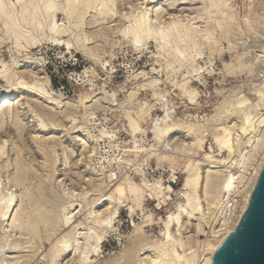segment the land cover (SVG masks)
<instances>
[{
    "label": "rangeland",
    "instance_id": "1",
    "mask_svg": "<svg viewBox=\"0 0 264 264\" xmlns=\"http://www.w3.org/2000/svg\"><path fill=\"white\" fill-rule=\"evenodd\" d=\"M117 1L119 3V0ZM201 2L203 0H156L152 5H147L145 0H120L116 10V12L118 11L116 13L117 16L97 17L93 15V11H90L84 18V25H82L81 31L87 38L89 37V39L84 38L83 42L86 41L84 45H86L89 52L92 50L90 53L94 56L96 55L98 61H94L76 50L74 47L75 39L69 33L60 35L62 43L55 45L51 40L48 23L43 20L44 24L40 21L41 27L38 29L30 24L21 25L22 32H27V36L35 44L31 45L20 41V46L22 47L17 48L13 37L6 30L4 32L3 29L5 27L0 20V61L9 70V76H12L11 83L16 78L21 77V72L27 73L28 75H25L28 77L32 75H34L32 77L36 78L44 76L49 81L50 91L52 93L55 92V94L60 95L64 99L61 102L62 104L68 103L67 106L64 104L62 108L46 105V101L37 97L33 92L20 91L13 96L11 114L6 117L0 116V144H4L3 151L5 152L3 158L0 157V193H3L2 195L7 194L10 197L13 196L14 203L18 207L23 203L20 208L22 207L25 211H30L29 209L31 207L34 208L32 205L35 204L34 206H37V216L33 213L35 217L42 214V212L38 214V211L44 207L50 208L49 210L52 209V211L54 209L53 213L55 214L56 212L57 215L55 214V216L59 219L58 223L64 215L74 210L72 215L75 216L71 219V223H79L80 227L91 229L92 235L102 237V242L99 243L100 254L96 255L90 251L88 254L89 263L86 264H148V258L155 254L153 246L164 239L163 226L167 216L175 212L177 204L183 202L179 192L185 176V167L189 158L195 157V154H188L180 149L181 146H187L191 140L183 132L175 133L171 139L173 141L170 140L163 145L164 150L162 149L163 146L160 149L154 148L155 142L149 132L151 125H156L159 119L167 123L179 124L186 121L187 123L198 125L199 128L201 127V133L200 135L198 134V137L199 141L201 140L203 152L218 154L219 151L212 135L214 127L216 128L222 120L223 114H220L219 105L228 96L237 94V90H239L240 94H247L246 91L249 85L255 82L256 71L253 70L252 73H249L245 67L248 64V57L250 61H257L255 57H260L257 62H262L261 65L262 67L264 66V60L261 58L264 57V41L261 39L263 47L260 42H258L259 45L256 44L260 39H252L254 36H251V32L246 27V22H253L258 25L264 22V0H229L228 13L233 16V20L230 23L236 25L238 32L243 36L244 41L246 40L245 45L242 42L239 43L241 46L239 44L232 45L231 49L227 45L224 34L215 24L218 19L221 20V13L202 14L199 12L201 9L199 7L202 6ZM6 5L8 6V11L10 10L11 12L10 16L16 19L20 13V5L16 0H7ZM13 8L15 11L12 13ZM145 8L148 10L147 13L150 15L152 22L167 23L170 21L168 19L172 18H179V20L182 19L183 21L193 18L194 25L198 29L200 28V32L204 30L210 31L212 34L211 40L205 42V40L202 41L196 38V54L192 53V57H186L187 60L182 65H179L176 60L174 61L175 58L172 57L175 50L174 40L165 46L163 50L153 41L147 42L144 47L136 50L131 44V38L124 33L128 27V21L122 17L124 14L130 13L136 15ZM150 10H152V13H149ZM155 11L157 12L154 13ZM24 15L29 17V13ZM19 16L15 20L16 22L20 20L21 13ZM61 17L56 16V25H61V28L66 27L65 30L69 32L70 29L74 32L72 24L66 20L61 21ZM93 21L99 23L94 24ZM41 30L45 37L42 35ZM81 31L79 32L81 33ZM88 40L91 42L89 41L90 43L87 45ZM66 41H69L74 46L70 45L67 48L64 44ZM238 45L239 47H237ZM252 45H256V51ZM257 45L261 46L262 49L258 50L259 47ZM182 47L183 45L179 46V48ZM18 49L20 50L18 51ZM257 53L259 54L257 55ZM252 63L254 64V62ZM11 64L16 66L13 65L15 67H12ZM159 64L162 65L160 66ZM243 65L244 67H242ZM226 66L229 67L227 68ZM230 68L231 70H229ZM260 68L257 64L256 70H261V74L264 75V67ZM13 74H15V77ZM28 77L24 78V80L31 83L32 79ZM154 81L157 84L153 85L152 82ZM3 82L0 74V90L5 87V82ZM184 83L188 91H194L195 97L189 98L184 90L180 89L179 85ZM131 91L136 94L133 93L131 95ZM103 93H108L109 95H106L112 96L114 100L111 98L110 102H105L100 99ZM85 94L93 98L91 99L93 103L95 99L99 101V104L95 105L91 102L86 105V109L74 110L71 107L73 102L80 95ZM17 101L20 103H16ZM142 110L147 112L146 115L148 117L146 116L140 120L137 115ZM70 116L76 118L75 124L68 119ZM129 118L137 123V133L132 132L130 126H128ZM38 119H42L45 122V127L41 128L39 126ZM76 126L85 128V132L90 136V144L96 147V155L88 158L90 160L83 159L89 154L88 147L81 146L74 139V133L77 131ZM99 131L104 134H100L101 132ZM34 139L39 140L34 142ZM100 139L103 141L102 143L99 141ZM39 143L42 144L41 147ZM167 144L169 147L166 146ZM39 148L43 149L42 153L44 152L45 156L42 155L40 150L37 151ZM48 148L52 150H46ZM167 148L168 150H165ZM122 150L128 151V153L124 154L116 162L109 161V159L117 156L116 152L121 153ZM137 150L144 151L143 153H153L156 150V153L169 154L171 156L169 161L160 164H157L153 158L147 162H141L140 158L133 157ZM51 154L54 156H50ZM49 156V161H52L51 167L50 162H46L48 160L46 157ZM223 156H225V153L219 154L218 158ZM15 160L21 161L20 164L14 162ZM47 164L49 166H46ZM5 165L6 167L4 168ZM22 165H24V168L21 167ZM110 171L115 173V180L112 183H109L107 179ZM13 174L14 176L17 174H20L19 176L22 175L21 183L23 185L21 183L18 186L13 184ZM122 175L130 177L142 189L144 198L141 208L134 207L133 211L130 212L128 207L132 204L126 202L119 206L120 209L118 208L117 215L109 220L110 223L107 226L103 227L86 221L88 213L101 211L105 208L104 203L100 204L99 201L109 192L111 185L123 177ZM39 181L43 183L40 185ZM35 186L39 192L34 189ZM38 186L40 187L38 188ZM58 187L60 188L58 189ZM103 187H107V189L104 190ZM26 190L29 192H26ZM40 190H42V193H40ZM31 192H34L33 197ZM36 192H38V195H36ZM25 193L27 195L31 194L29 195V200L32 201V198L37 200L32 201V204H30V201L26 202L28 196L25 198ZM39 193L44 196L41 197ZM70 193L78 196L72 197ZM38 196L40 198L45 197V201ZM52 196L57 199H55L56 202L51 201L53 200L50 198ZM35 201L42 205L39 204V206ZM226 202L230 203L231 199ZM49 203H53V207H51L52 204L48 205ZM78 205L79 208L77 207ZM45 208L42 210L43 213L48 211ZM62 208L64 210L59 212ZM219 210V213H215H218L220 217H228L225 214L224 206ZM214 215L212 217H214V224H216V218L219 219V217L216 215L215 218ZM107 216L105 215V218ZM38 219V225L41 224V227H37L36 237L31 236L29 237L30 239L19 235L18 232L8 231L5 228V231H8L7 234L9 233L8 235L12 238H10L11 241L17 240L19 237L28 240L27 245H24L26 248L23 246V249L18 254L19 256L6 251L4 252L5 257L10 258V256L13 257L15 255L21 257L23 259L20 260L24 261L22 264H49V262L52 264L51 256H54L52 251L55 250L56 241L67 234L70 223L66 226L67 228L63 226L54 227L50 224L47 227L40 221V218ZM211 219L210 222L212 221L211 223L213 224ZM182 222L184 228L181 231V236H176L175 227H172V234L183 245L182 252L185 253L195 248L196 232L193 220L191 221L193 223L191 226L184 224L187 222L185 217H182ZM211 223L209 224L213 228L214 224L212 225ZM6 224L7 222L3 226H6ZM210 225L206 226L207 232H210ZM82 229L78 231V234L82 235L84 233ZM81 235L78 236L81 238ZM1 238L2 232L0 230V242ZM197 238L202 240L203 236L198 235ZM26 239L23 240L26 241ZM182 252L177 250L179 255ZM201 252V250H199V253L197 252L200 256L197 255L198 261L202 260L203 253ZM72 253L62 254L61 259L58 258V261L56 260L55 262H58V264H66L68 262L77 264V260L72 261Z\"/></svg>",
    "mask_w": 264,
    "mask_h": 264
},
{
    "label": "bare ground",
    "instance_id": "2",
    "mask_svg": "<svg viewBox=\"0 0 264 264\" xmlns=\"http://www.w3.org/2000/svg\"><path fill=\"white\" fill-rule=\"evenodd\" d=\"M6 1L0 0V20L2 21V23L5 27L3 29L4 32L6 30V32L9 33L11 37H13V39L15 40L14 43H15L17 48L22 47V46H20V41H24V42H26V44H31V45L35 44L31 38L29 39V37L27 36L28 35L27 32H22L21 25H24V24L29 25L30 24L35 28L37 27V29H38L39 27H41V22H42V24H44L43 21L44 22L47 21L48 29L51 33V40L53 41V43L55 45H60L62 43L61 37H59L60 35H62L63 33H66V34L69 33L75 39L74 40L75 46L73 45L75 47V49L80 51L83 55L91 58L94 61H98L97 56L92 55L90 53L92 50H90V52H89L86 45H84L86 41L83 42L84 38H87L85 36V34H82V31H81L82 25H84V18H85V16H87V14L90 11H93V15H96L97 17L101 16L103 18L107 15H110V16L116 15V13L118 12V11L116 12L117 7L120 4V0H119V3L117 0H59V1H57V0H16V2L20 5V13H21V18H19L20 20H18V22H16L15 20L18 17H20L19 16L20 13L18 14V17H16V19L12 18V16H10L11 12H10V10L8 11V8H7L8 7L7 5H9L10 2L8 1L9 4L7 3V5H6ZM155 1L156 0H145L147 5H152L153 3H155ZM228 2H229V0H203V2H201L202 6L199 7V8H201L199 10V12H201L202 14L203 13L207 14V15H210L213 13H221V15H222L221 20L218 19L215 22V24H216V27L220 31H222V33L224 34L227 45H229V48L231 49L232 45H236V44H239L242 42H244L243 45H245L246 40L244 41L243 36L238 32L236 25L230 23L233 20V16L228 13V10H229ZM13 9H12V13L15 11V9L14 10ZM147 11L148 10H146V8H145V9H142L141 11H139L136 15H134L133 13H130V12H129L130 14H124V15L121 14V15H123L122 18L123 19L125 18L124 20L128 21V27H127V29H125L124 33H125V35H127L131 38V44L133 45V47L136 50H139L141 47H144V45L147 42H151V41L158 44L160 49L163 50V48L165 46H167L172 40H174L175 50L173 52L174 56H172V57L175 58L174 61L176 60V62H178L179 65H182L184 62H186V60H187L186 57H192V55H191L192 53L196 54V45H197L196 38H199L202 41L205 40V42L211 40L212 34L210 33V31L204 30V31L200 32V30H199L200 28L198 29L197 26L195 27L193 18L190 20L186 19L185 21H183L182 19L179 20V18L176 17L177 19H174V18L168 19V21L169 20L170 21L167 23L166 22H158V21L152 22L150 20V15H148ZM150 12L152 13V10H150L149 13ZM156 12L157 11H155L154 13H156ZM159 12H160V10H159ZM25 13H29V17H26L24 15ZM56 16H62L61 21L66 20V21L70 22L73 26L72 29L74 30V32L71 31V29H70V32L68 30H65L66 27L61 28L60 27L61 25L60 26L58 24L56 25V22H55ZM93 18L96 19L95 17H93ZM103 18H101V19H103ZM183 19H184V17H183ZM1 21H0V24H1ZM66 21H64V22H66ZM165 21H167V20H165ZM93 23L95 24L97 22L93 21ZM90 26H91V24H90ZM246 27H247V30H249L251 32L250 33L251 36L252 37L254 36V38H252V39H254V40L263 39V41H264V22L262 24H259V25L255 24L253 22H246ZM32 29H34V28H32ZM32 31H34V30H32ZM79 31H81V33ZM41 32H42V30H41ZM37 35H39V34H37ZM42 35L44 36L43 32H42ZM87 39H89V37ZM260 40L257 41V43L256 42L255 43L258 44V42H260V43L263 42L262 40L261 41ZM89 41L90 40H88L87 45L91 42V41L90 42ZM64 44L67 46V48H69L71 45V43L69 41L64 42ZM263 44H264V42H263ZM31 45H30V47H31ZM180 45H183V47L179 48ZM189 45H192V46H189ZM239 45L241 46V44H239ZM239 45L237 47H239ZM258 45H257V47H259L258 50L262 49L261 46H258ZM261 45H262V43H261ZM255 46H253V47L255 48ZM262 47H263V45H262ZM20 49H18V51ZM256 49L257 48H255V51H256ZM263 50H264V47H263ZM201 52L203 53V51H201ZM242 53H244V52H242ZM245 53H247V52H245ZM260 53H261V51H260ZM258 54L259 53H257V55ZM196 57H197V55H196ZM258 58L260 60V57H258ZM258 58L255 57V59L257 61H259ZM261 58H263V60H264V57H261ZM248 59H249V57H248ZM248 59H247L248 64L245 67L249 73H252L253 70L256 71L255 72V77H256L255 82L249 85V87L246 91L247 94H240L239 90H237L238 91L237 94H232L231 96H228L219 105L220 106V108H219L220 114H223L222 120H221L220 124H218L216 126V128L214 127V130H213L214 133L212 132L214 143L217 146L218 151H219L218 154H212V153L209 154V153H205V151L203 152V149L201 146V140L199 141V137H198V134L200 135V133H201V129H200L201 127L199 128L198 125H195L193 123H187L185 121V122H180L179 124H175V123H167V122L163 121L162 119L161 120L159 119L158 123L156 125L155 124L151 125V127L149 129V132L152 135V139L155 142L154 148L156 147V149H160L161 146H163L165 143H168V141H170L172 139V137L175 133H177V132L182 133L183 132L184 135L186 133L187 136H189L191 140L187 144V146H184V147L179 146V147H180V149L187 152L188 154H195V157L189 158L186 156L187 158H189V160L187 161V165L185 167V176H184L183 183H182V186H181V189L179 192L182 199H183V202L177 204L175 212L170 213L167 216L166 221L164 222V226H163L164 227V231H163L164 239L161 242L158 241L153 246V248H155V254L151 255V257L148 258V260H147L148 264H212L211 254L220 245V243L222 242V240L224 239V237L226 235L234 232V230H235V228H236V226L240 220L241 215L243 214L244 210L247 207V204H248L250 195L252 193V190L256 184V181L259 177V174L261 173V171L264 167V75L261 74V72H260L261 70L260 71L256 70V65L258 64V66L261 67L260 69H262L264 66L262 67V65H261L262 62L258 63L257 61H250V59L249 60ZM166 60H165V62H166ZM167 61H169V60H167ZM252 62H254V64ZM173 64H174V62H173ZM11 65H12V67L16 66L15 64H11ZM13 65H15V66H13ZM0 67H1L0 74H1V77L3 78V81L5 82V84H4L5 87H3L0 90V113H1L0 116L6 117V116H9L11 114L12 108H13V104L11 102L14 100L13 96H15L20 91L29 92V93L33 92V94H35L37 97L41 98L42 100L44 99L46 101V105L48 104L50 106H56V108H62L64 104L66 106L68 105V103H66V102L64 104L61 103L64 99H62L60 95L55 94V92L52 93L50 91L49 81L46 77L42 76V77L36 78V77H32V76H34V75H32V76H29L30 79H32V82L28 83L27 81L24 80V78L28 77L25 75L27 73L21 72V77L16 78L14 80V82L11 83L12 82V76H9V70L5 67V65L1 61H0ZM166 67H167V65H166ZM226 67L228 68L229 66H226ZM242 67H244V65ZM160 68H162V67H160ZM229 70H231V68ZM243 70H244V68H243ZM226 71L229 72L228 70H226ZM227 72H226V74H227ZM191 74H194V73H191ZM263 74H264V72H263ZM13 76L15 77V74H13ZM152 83H153V85H155V83L157 84V82H155V81ZM179 86H180V89L182 88L184 90V92L189 96V98L195 97L194 91H188L186 86H185V83L182 85H179ZM137 87H139V86H137ZM112 93H110V94L112 95ZM133 93L131 91L130 94L132 95ZM106 94H108V93H103V95L100 99H103L105 102H110L111 98L113 99V97L107 96ZM134 94H136V93H134ZM129 98H130V96H129ZM91 99H93V98L90 96H87L86 94L80 95L77 98V100L75 102H73L71 107L74 110L86 109L87 104H89L91 102L93 103V101H91ZM39 101H40V99H39ZM113 102H115V101H113ZM16 103H20V102L17 101ZM93 104H95V105L99 104V101L94 99ZM88 107H90V106H88ZM139 112H138L139 115H137V118H139L140 120L145 118L146 116L148 117V115H146L147 114L146 111L144 112L142 110ZM34 116H37V115H34ZM35 119H37V118H35ZM68 119L73 124L76 123V118L74 116H70ZM38 120H39V126L41 128L45 127V124H44L45 122L42 119H38ZM216 121H218V120H216ZM154 123H156V122L154 121ZM128 126H130V129L132 132H136V130L138 129L137 123L135 121H133L131 118H129V125ZM75 128L77 130L74 133L75 134V137H74L75 141L78 144H80L81 146L84 145V147H88V149H89V151H88L89 154L87 153L88 156H86L84 158L82 157V158L85 160V159H88V158L95 156L96 152H97L96 147H94L92 144H90L91 143L90 136L85 132V128H83V126H78V127L76 126ZM203 128H205V127H203ZM102 131H99V132H101L100 134H104V133H102ZM142 134H143V132H142ZM35 140L36 139H34V142H36V141L38 142L39 139L36 141ZM171 141H173V140H171ZM40 143H42V142H40ZM40 143H39V145L41 147L42 144H40ZM170 143H173V142H170ZM43 144H44V142H43ZM3 145H4L3 143L0 144V157H2V158H3V155L5 154V152L3 151V149H4ZM36 146H38V145H36ZM43 146H45V145H43ZM166 146H168V144ZM163 148H164V146L162 147V149ZM151 149H153V148H151ZM170 149H171V147H170ZM38 150H40L42 153L43 149L39 148V149H37V151ZM46 150L50 151L52 149L48 148ZM165 150H168V148ZM18 152L20 153V151H18ZM133 152H135V151H133ZM143 152L140 150L139 151L137 150L133 154V157L140 158L141 162H147L153 158L157 164H160V163H164L166 161H169L170 156H171L169 154L156 153V150L153 153H149V152L143 153ZM43 153H42V155L45 156V154H43ZM51 153H53V152H51ZM222 153H225V156L218 158L219 154H222ZM53 154H51L50 156H52ZM50 156L46 157V158H48V160H46L47 163L50 162L49 161ZM15 157H16V155H15ZM18 157H20V156H18ZM17 159H19V158H17ZM16 160L14 162H16V163L18 162V164H20V162H21V161L19 162L20 159L18 161H16ZM80 160H82V159H80ZM88 160H90V159H88ZM43 161H45V160H43ZM46 162H45V164H46ZM51 162L49 163L50 167L52 164ZM55 164H56V162H55ZM23 166L24 165H22L21 167H23ZM46 166H49V165L47 164ZM53 166H54V164H53ZM5 167H6V165L4 166V168ZM17 168H18V166H17ZM19 168H20V166H19ZM26 168H28V167H26ZM23 173H25V172H23ZM52 173H53V171H52ZM15 174H16V172H15ZM20 174H21V172H20ZM19 175L17 174L16 176H14V174H13L14 178L12 179V181H13V184H16V186H18V184L21 183V181H22V175L21 176H19ZM50 175H51V173H50ZM107 179H108L109 183L114 182L115 173L110 171V173H108V175H107ZM26 180H27V178H26ZM39 182H38V184H39ZM41 183H43V182H40V185H41ZM21 184L23 185V183H21ZM62 185H64V184H62ZM62 185H61V187H62ZM19 186H21V185H19ZM39 187L40 186H38V188ZM107 187H103V189L106 190ZM59 188L60 187H58V189ZM34 189H36L38 191L36 186ZM2 190H4V189H2ZM27 191L28 190H26V192ZM32 191H34V190H32ZM40 191H41L40 193H42V190H40ZM38 192H36V195H38L37 194ZM33 193H32V195L29 193L28 194L33 197ZM40 193H39V195H40ZM2 194L3 193H0V224L2 226L0 228V230L2 232V238H1V242H0V264H22L24 262V261L20 260L23 258L17 257V256H19L18 254L23 249V246L27 245V243H28L27 239L29 237H31V236L33 237L37 234V227L41 225V224L38 225L39 224L38 218H40V221L43 224H45V226L47 225V227H49V224H50L54 227L63 226L65 228H67L66 226L69 225V223H70V227H68L67 234L63 235V237L60 240L58 238V241H56L57 244L55 242L56 247H54L55 250L52 251V252H54V254H53L54 256L53 257L51 256L52 264H55V263L58 264V262H55V261L56 260L58 261V258H60L62 254L67 253V252H71V253L73 252L72 253V256H73L72 261L77 260V264L89 263V259H88L89 255L88 254L90 253V251L95 253L96 255L100 254L99 243L102 242V237L101 236H94V234L92 235L91 229H89L87 227H83V226L80 227L79 223L78 224H73L74 222L71 223V219H73V217L75 216V215H72L74 210L69 212L70 214L67 212L68 214L64 215L62 220H60L58 223L59 219H57L58 217L56 218V216H55L56 212H55V214L53 213L54 209L52 211V209L49 210L50 208L44 207L46 210L51 211L52 213L48 212V211H46V212L44 211V213H43V211H42L44 209L43 208L42 210L38 211V214H39V212H42V214L39 215L38 217H35L33 214V213H35V215H36V213H37V208H36L37 206L35 207L34 206L35 204L32 206L36 209L29 206L32 209L31 208L29 209L27 207L30 211H27V210L25 211V209H23L22 207L20 208V206H22V204H23L22 202H21L22 204L18 207L14 203V199L12 198L13 197L12 195H11L12 197H10V196H7V194L6 195H2ZM25 194H26L25 198L28 196L26 202L30 201V204H32L33 203L32 201L37 200V199L33 200V198H32V201H31L28 199L29 195H27V193H25ZM46 194H48V193H46ZM51 194H49V195H51ZM31 196H30V198H31ZM43 196H41V197H43ZM70 196L76 197L78 195L70 193ZM46 197H48V196L46 195ZM53 197L54 196L50 197L53 199L51 201L56 202L55 201L56 198L54 199ZM103 197H104V199H103ZM103 197L101 198V200L99 202H100V204L104 203L105 208L101 211H92V212L88 213V215L86 216L87 217L86 221H89L91 224L92 223L97 224L100 227L107 226L110 223L109 220L114 218L117 215L118 208L120 205L122 206L126 202H130L132 205L128 207L129 208L128 210L130 212H132L134 207L135 208H141V206L143 204V198H144L142 189L128 176H123L119 181H117L116 183H113L111 185L109 192L107 194H105ZM48 198H46V199H48ZM225 198L228 201L231 199V202L230 203L226 202L227 200ZM40 199H43L45 201V197L40 198ZM48 200H46V201H48ZM35 203L38 205L41 204L39 202L37 203L36 201H35ZM24 204H28V203H24ZM51 204H52L51 207H53L54 204L53 203H51ZM51 204L49 203L48 205H51ZM25 206H27V205H25ZM223 206L225 207V214L228 215L227 218L225 216L220 217L218 215V213L220 211L219 209L222 208ZM66 207H65V209H66ZM77 207L79 208V205ZM63 210H64V208H62V210H60L59 212H61ZM215 212H218V213L216 214ZM214 214L218 215L219 219L216 218V215H214ZM105 215H108V216L105 218ZM213 215L216 218V224H214L215 219L213 220V218H214V217H212ZM210 216L212 217V219ZM182 217H185L187 219V222L184 223L185 225H188V226L193 225V223H191L192 220L195 222L194 228H195V232H196L195 248L193 250L185 252V253L182 252L183 251L182 250L183 245L180 244V241H178L176 238H174V236L172 234V227H175L176 228L175 232H177L176 233L177 235L175 233L174 234L176 236H179V237L181 236V231L184 228V225L182 222ZM210 219L213 220L214 225L211 223L212 221L210 222ZM5 222H7V224H6V226H3V224ZM209 223H211L214 227L212 228V226ZM208 225H210L209 226L210 232L206 231V226H208ZM5 228L8 231L18 232L19 235H23V237L25 236L26 238L27 237L28 238L27 239L23 238V239H26V241H24L21 237H19L21 239L18 238L17 240L14 239L13 241H11L10 240L11 237L8 235L9 233L7 234L8 231H5L6 230ZM80 229L84 230V233H82V235L78 234V231ZM51 230H53V229L51 228ZM78 235H81V238ZM198 235L203 236V239L200 240L199 238H197ZM151 246H149V247L152 248ZM149 247H148V249H150ZM177 250L182 252L181 255H179L177 253ZM199 250H201L202 251L201 253H203L202 260L200 259V261H198V259H197V255H198L197 252L199 253ZM6 251H10V254H16L17 256L15 255L12 257L9 255L10 258H7V256L6 257L4 256V252H6ZM70 260H71V258H70ZM145 261H146V259H145ZM49 264H50V262H49ZM66 264H72V262L71 263L68 262Z\"/></svg>",
    "mask_w": 264,
    "mask_h": 264
},
{
    "label": "water",
    "instance_id": "3",
    "mask_svg": "<svg viewBox=\"0 0 264 264\" xmlns=\"http://www.w3.org/2000/svg\"><path fill=\"white\" fill-rule=\"evenodd\" d=\"M211 256L212 264H264V167L234 232Z\"/></svg>",
    "mask_w": 264,
    "mask_h": 264
},
{
    "label": "built area",
    "instance_id": "4",
    "mask_svg": "<svg viewBox=\"0 0 264 264\" xmlns=\"http://www.w3.org/2000/svg\"><path fill=\"white\" fill-rule=\"evenodd\" d=\"M101 138V137H100ZM101 143L103 142L101 139L99 140ZM123 149V148H122ZM126 153H128V151H124V150H122L121 151V153H117L116 152V154H117V156L115 157V158H111V159H109V161H118V160H120L121 159V157H123L124 156V154H126ZM106 161H108V160H106ZM221 211H222V209H221ZM222 214H224V213H222Z\"/></svg>",
    "mask_w": 264,
    "mask_h": 264
}]
</instances>
